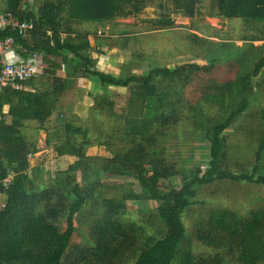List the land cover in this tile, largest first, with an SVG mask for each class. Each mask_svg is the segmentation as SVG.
<instances>
[{
  "label": "trees",
  "instance_id": "1",
  "mask_svg": "<svg viewBox=\"0 0 264 264\" xmlns=\"http://www.w3.org/2000/svg\"><path fill=\"white\" fill-rule=\"evenodd\" d=\"M29 1L3 0L1 6L2 11H10L21 20H34V28L26 35L11 27L2 31L3 36L15 37L19 58L37 52L48 59L65 52L75 60L72 65L75 78L95 79L102 86L129 88L131 108L129 112L119 113V119L123 121L124 135L131 143L115 149L110 143L108 147L112 150L111 159L120 164L114 174L133 176L135 180L129 182L130 186L121 195L102 198L105 210L92 225V246L72 244L76 215L97 194L100 172L107 171L110 166L108 157L89 155V130L64 120L66 137L54 146L61 156L81 158V180L76 173L60 168L61 183L40 187L36 182L40 169L33 167L30 160L37 146L27 140L22 126L25 120H37L44 128L56 107L57 95L68 93L71 85L68 84L67 89L53 85L52 90L41 92L6 87L0 102V194H3L5 204L0 205V264L264 262V207L246 217L232 209H211L196 224V238L216 251L209 256L196 255L192 247L185 246L187 226L183 218L186 209L195 203L201 186L226 180L264 185V131L251 171L234 172L229 168L226 145L227 130L249 106L246 90L264 70V54L257 58L250 71L236 78L222 83L213 81L206 87L198 85L201 93L196 101L201 103L200 108L216 102L233 104L228 114L208 124L203 133L201 141L210 150L206 166H166L157 159L156 146L167 133L166 129L179 123L187 104L192 107L193 97L188 94V88L211 75L219 60L211 59L207 64L186 62L170 67L155 66L143 74L105 72L91 55L94 50L91 32L80 30L78 24L136 16L146 6V0H44L38 13ZM166 1L172 3L174 12L195 17L200 12L202 0ZM214 4L216 16L264 22V0H215ZM160 5L164 7L162 2ZM162 13L163 17L170 16ZM160 21L171 23L166 18ZM59 65L55 63L52 67ZM32 80L24 82L31 84ZM133 82L136 84L131 85ZM93 97L95 109L116 111L115 101L108 95L95 94ZM5 105H9L8 112L4 111ZM6 115L11 116L10 121L5 119ZM61 115L64 119L67 117L63 112ZM262 118L264 121V109ZM79 136H82L80 141ZM10 175L12 179L6 184L5 179ZM176 177H180L179 182L175 181ZM127 201L155 202L156 217L164 225V233L156 239H148L150 241L141 240L142 228L125 225L120 220ZM63 219L66 220L64 227Z\"/></svg>",
  "mask_w": 264,
  "mask_h": 264
},
{
  "label": "rangeland",
  "instance_id": "2",
  "mask_svg": "<svg viewBox=\"0 0 264 264\" xmlns=\"http://www.w3.org/2000/svg\"><path fill=\"white\" fill-rule=\"evenodd\" d=\"M43 1L30 0L29 3L38 13ZM161 2L164 7L160 5ZM214 2L215 0H202L199 5L200 12L195 17H187L174 12L172 3L169 4L166 0H146V6L136 16L78 24L80 30L91 32L90 41L94 47L91 55L96 60V65L105 72L119 75L143 74L155 66L170 67L186 62L207 64L211 59L219 60L211 75H206L203 82L188 88V94L193 97L192 107L187 104L179 123L166 129L167 133L156 146L159 156L157 159L166 166H206L210 160V150L201 141L203 133L208 124H213L228 114L233 104L216 102L200 108L201 103L196 101L201 93L198 85L206 87L213 81L222 83L229 78H236L250 71L257 58L264 54V22L216 16ZM162 12L170 16L163 17ZM164 18L171 23H162L160 20ZM67 55L61 52L49 56V59L42 58L43 63L39 69L41 77H37L35 84L44 91L52 90L53 85L59 89L67 88L70 84L68 93L57 95L56 107L44 128L38 130L36 122H28L22 131L24 133L26 130L27 138L38 145L36 152L31 155V161L40 169L36 178L40 187L61 183L63 180L58 175L60 168L76 173L78 180H81V158L61 156L54 146L55 142L66 137L65 121L89 130V155L108 157L110 166L107 171L100 172L101 184L97 194L79 210L75 218L76 232L72 244L90 247L93 244L91 229L94 220L105 210L102 198L121 195L130 186L129 182L135 180L133 176L114 174L120 164L118 160L111 159L112 150L108 147L110 143L113 149L131 143L124 135V123L119 119V113L129 112L131 108L128 102L130 90L128 87L102 86L95 79L75 78L72 68L75 60ZM45 61L47 62L44 64ZM55 63L63 67L55 71L52 68ZM47 64L52 66L45 67ZM62 71L65 72L64 84L59 85L56 77H52V80L47 76L48 73ZM135 84L136 82L131 83ZM95 94H106L112 98L116 111L95 109ZM245 96L249 100L248 108L226 132V145L229 149L227 163L234 172L251 171L256 163V150L260 135L264 131V70L247 87ZM62 112L67 116L65 119ZM5 119L9 120V115ZM48 140L52 143L48 144ZM78 140H82V136ZM176 178L175 181L179 182L180 177ZM2 198L3 195H0V199ZM195 199V203L186 209L183 217L187 226L184 244L192 247L196 255L209 256L216 251L196 238V224L211 209H232L240 216H250L252 211L264 207V185L247 181H216L201 186ZM156 214L155 202L127 201L126 211L120 214V220L125 225L142 228L141 240L147 241L164 233L165 227L157 220ZM63 220L64 227L66 220ZM229 264L239 263L230 260Z\"/></svg>",
  "mask_w": 264,
  "mask_h": 264
},
{
  "label": "built area",
  "instance_id": "3",
  "mask_svg": "<svg viewBox=\"0 0 264 264\" xmlns=\"http://www.w3.org/2000/svg\"><path fill=\"white\" fill-rule=\"evenodd\" d=\"M2 4L3 0H0V102L4 89L8 86L20 88L24 81L33 78L38 73L44 58L43 54L37 52L31 53L26 58H19L20 55L15 51L17 47L15 37L3 36L2 31L11 27L20 34L26 35L34 28V20H21L10 11H2ZM9 54H14L11 59L8 58ZM0 120H2L1 114ZM11 179L10 175L5 179V183H9ZM0 205H5L3 198L0 200Z\"/></svg>",
  "mask_w": 264,
  "mask_h": 264
},
{
  "label": "crops",
  "instance_id": "4",
  "mask_svg": "<svg viewBox=\"0 0 264 264\" xmlns=\"http://www.w3.org/2000/svg\"><path fill=\"white\" fill-rule=\"evenodd\" d=\"M15 51H17V53H18V51H19V46L17 45V47H16V49H15ZM19 54V53H18ZM14 54H10V55H8L9 57V59L13 56ZM23 58H25V57H23ZM49 59V58H48ZM47 61H45L44 62V64L46 63ZM43 63V62H42ZM44 64H43V66H44ZM48 66H52V64H47L45 67H48ZM61 67H63V66H61ZM61 67H59V68H54V67H52L53 68V70H55V71H59L58 69H61ZM41 68V65L39 66V69ZM39 69H38V74H36L34 77H33V80H32V83L31 84H27V83H23L22 84V86L20 87V88H23V89H25V90H27V91H40L41 92V88L38 86V85H36L35 84V82L37 83V77H41V74H40V72H39ZM50 69V68H49ZM40 74V75H39ZM47 76H49V77H51V79H52V77H56V81H57V83L60 85V83L61 84H64L65 83V72H60V73H54V74H47ZM53 80V79H52ZM29 81V80H28ZM67 88H68V86H67ZM67 88H64V87H60L59 89H67ZM90 99H91V101H92V98L91 97H89ZM8 110H9V105H7L6 106V108L4 109V111L5 112H8ZM7 116V115H6ZM10 117V119L9 120H7V121H10L11 120V116H9ZM28 122H36V125L38 124V126H36V129H38V130H40L41 129V125H40V123L37 121V120H25L24 121V124H23V126H22V128H24L25 129V125H27L28 124ZM23 132V131H22ZM26 130H25V132L23 133L24 134V136L27 138V136H26ZM27 140L30 142V143H35V142H32V141H30L28 138H27ZM36 144V143H35ZM36 146H37V149H38V145L36 144ZM30 160H31V156H30ZM31 164H32V161H31ZM32 166L33 167H37V166H35V165H33L32 164ZM38 171V170H37Z\"/></svg>",
  "mask_w": 264,
  "mask_h": 264
}]
</instances>
